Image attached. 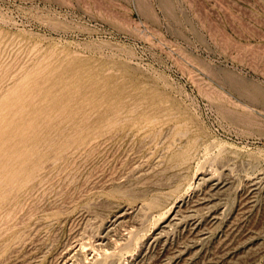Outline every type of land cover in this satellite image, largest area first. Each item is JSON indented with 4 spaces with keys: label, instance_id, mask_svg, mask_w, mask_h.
Instances as JSON below:
<instances>
[{
    "label": "rangeland",
    "instance_id": "obj_1",
    "mask_svg": "<svg viewBox=\"0 0 264 264\" xmlns=\"http://www.w3.org/2000/svg\"><path fill=\"white\" fill-rule=\"evenodd\" d=\"M104 248L264 264V0H0V264Z\"/></svg>",
    "mask_w": 264,
    "mask_h": 264
},
{
    "label": "bare ground",
    "instance_id": "obj_2",
    "mask_svg": "<svg viewBox=\"0 0 264 264\" xmlns=\"http://www.w3.org/2000/svg\"><path fill=\"white\" fill-rule=\"evenodd\" d=\"M121 222H122V221H121ZM124 223H125V221H124ZM125 224H126V223H125ZM124 226H125V225H124ZM126 226H127V228H128L129 225H126ZM126 226H125V228H126ZM131 227H132V226H130V229H131ZM128 229H129V228H128ZM126 230H127V229H126ZM129 233H130V232H129ZM130 234H131V233H130ZM109 240H110V238H109ZM110 241H111V240H110ZM113 243H114V242H113ZM104 250L106 251L107 248H104L103 251H104ZM98 251H99V250H98ZM107 251H109V250H107ZM107 251H106V252H107ZM106 252H104V253H106ZM98 253H100V252H98ZM94 254H95V253H94ZM96 255H98V254H96ZM96 255H95V256H96ZM100 255H101V254H100ZM107 255H108V252H107V254H104V257H103L101 260H97L94 264H102L103 261H105ZM92 258H93V257H92ZM108 260H109V259H108ZM92 263H93V262H90V263H88V264H92Z\"/></svg>",
    "mask_w": 264,
    "mask_h": 264
}]
</instances>
